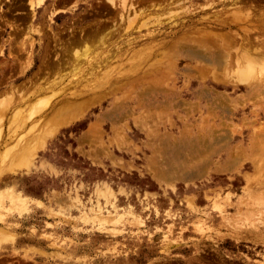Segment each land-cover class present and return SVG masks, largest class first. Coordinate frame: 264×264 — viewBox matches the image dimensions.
Listing matches in <instances>:
<instances>
[{
	"label": "rangeland",
	"instance_id": "rangeland-1",
	"mask_svg": "<svg viewBox=\"0 0 264 264\" xmlns=\"http://www.w3.org/2000/svg\"><path fill=\"white\" fill-rule=\"evenodd\" d=\"M39 1L0 0V264H264V0Z\"/></svg>",
	"mask_w": 264,
	"mask_h": 264
},
{
	"label": "bare ground",
	"instance_id": "bare-ground-1",
	"mask_svg": "<svg viewBox=\"0 0 264 264\" xmlns=\"http://www.w3.org/2000/svg\"><path fill=\"white\" fill-rule=\"evenodd\" d=\"M44 0H40L39 2H40V4L43 2ZM110 1H114V0H110ZM127 0H121V3H120V6H121V17L123 18V17H125L126 16V14L128 13V16H129V11H130V9H129V7L131 6H133L132 4H128L127 2H126ZM130 7V8H131ZM131 9H133V11H134V7L133 8H131ZM136 11V10H135ZM130 12H132V11H130ZM137 14V13H136ZM132 15V14H131ZM128 18V17H127ZM131 19H132V17H131ZM129 20V19H128ZM129 22V21H128ZM143 22V21H142ZM145 23H146V21H145ZM131 24V23H130ZM207 43H208V41H207ZM236 47V46H235ZM237 49H239V47H237ZM259 51V50H258ZM191 52V51H190ZM193 52V51H192ZM196 52V51H195ZM76 54H79L80 55V53H78V51L76 52ZM192 54V53H191ZM194 54V53H193ZM199 54V53H198ZM197 54V55H198ZM207 54V53H206ZM223 53H221V52H219V53H217V55H219V56H216L217 58H215V64H217V65H219V67H217V68H219V69H224V70H227V67H226V65H227V61H225V60H223V55H222ZM263 54H264V52H263ZM203 55V54H202ZM237 55H239V54H237ZM236 55V56H237ZM257 55H259V54H257V53H255V54H250L249 52L247 53V57H246V60H244L243 61V59H241L240 57H236V59H235V61H234V63H235V65L237 66V68H238V70L240 71V73H241V75H243V79H245V80H247L248 79V77H250V74H252L253 73V70L256 68V67H258V66H262L263 64H262V60L263 59H261L260 60V58H263V57H259V56H257ZM204 56V58L207 56V55H203ZM203 56H200V57H202L203 58ZM199 57V56H198ZM225 57H227V56H225ZM221 58H222V60H221ZM210 59V58H209ZM214 60V59H213ZM205 61H207V62H210V63H212L211 62V60H208V59H206L205 58ZM222 67V68H221ZM259 68V67H258ZM260 68H262V67H260ZM263 69V68H262ZM261 70V69H260ZM259 70V71H260ZM252 76V75H251ZM247 78V79H246ZM245 80H242V81H244L245 82ZM3 102V101H2ZM8 102V101H7ZM9 103V102H8ZM4 104H6L5 102H3V103H0V136H1V134L3 133V128H4V126L6 125V111H5V109H4V107H5V105ZM48 104V100H45V99H39L38 101H36V103L31 107V112L29 113V115H28V119H30V118H32V117H34L38 112H40L46 105ZM21 110L20 109H18V108H16L15 107V109L13 110V115H12V119H13V121L14 122H16L17 120H19V118H20V116H21ZM27 115V114H26ZM19 122V124H20V126L21 127H23V125H25V122H26V120L25 121H23V120H20V121H18ZM18 124V123H17ZM18 126V125H17ZM21 135V134H20ZM22 137H23V135H21ZM2 137V136H1ZM17 138H19V136L17 137ZM22 138L20 137L19 138V140H21ZM18 140V139H17ZM19 140H18V142H19ZM5 199H8V201H9V207L10 208H23V200H22V198H21V196L20 195H18V194H16V193H14V192H12L11 190H9V191H6V192H3L1 195H0V205L1 206H3V204L5 203ZM220 207V206H219ZM24 209V208H23ZM197 229H200V226L199 225H197ZM3 237V236H2Z\"/></svg>",
	"mask_w": 264,
	"mask_h": 264
}]
</instances>
